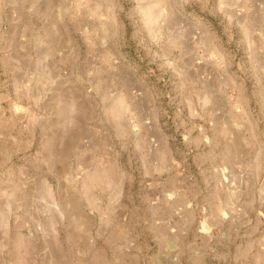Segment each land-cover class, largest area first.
Here are the masks:
<instances>
[{"label": "rangeland", "instance_id": "obj_1", "mask_svg": "<svg viewBox=\"0 0 264 264\" xmlns=\"http://www.w3.org/2000/svg\"><path fill=\"white\" fill-rule=\"evenodd\" d=\"M0 264H264V0H0Z\"/></svg>", "mask_w": 264, "mask_h": 264}]
</instances>
